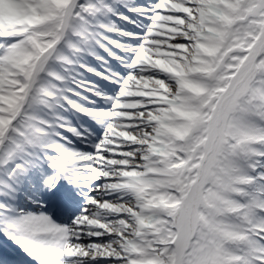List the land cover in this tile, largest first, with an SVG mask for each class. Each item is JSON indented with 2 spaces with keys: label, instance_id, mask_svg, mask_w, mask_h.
<instances>
[{
  "label": "snow or ice",
  "instance_id": "snow-or-ice-1",
  "mask_svg": "<svg viewBox=\"0 0 264 264\" xmlns=\"http://www.w3.org/2000/svg\"><path fill=\"white\" fill-rule=\"evenodd\" d=\"M0 264H264V0H0Z\"/></svg>",
  "mask_w": 264,
  "mask_h": 264
}]
</instances>
